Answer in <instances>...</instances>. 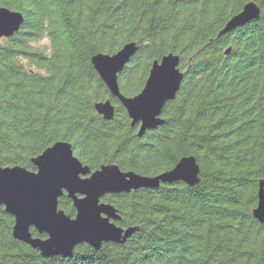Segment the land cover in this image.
Instances as JSON below:
<instances>
[{
  "label": "trees",
  "instance_id": "trees-1",
  "mask_svg": "<svg viewBox=\"0 0 264 264\" xmlns=\"http://www.w3.org/2000/svg\"><path fill=\"white\" fill-rule=\"evenodd\" d=\"M249 1L259 18L218 35ZM0 7L24 17L0 37L3 166L34 170L32 158L64 140L91 170L115 163L155 175L185 155L200 169L193 185L103 196L118 225L139 229L98 250L79 244L70 257H44L14 238V217L0 205V264H264V223L252 214L264 180V0H0ZM128 42L137 49L118 74L124 95L138 93L152 62L170 52L184 74L163 123L140 136L91 62ZM105 99L114 103L110 119L94 107ZM59 207L74 215L66 194Z\"/></svg>",
  "mask_w": 264,
  "mask_h": 264
},
{
  "label": "water",
  "instance_id": "water-1",
  "mask_svg": "<svg viewBox=\"0 0 264 264\" xmlns=\"http://www.w3.org/2000/svg\"><path fill=\"white\" fill-rule=\"evenodd\" d=\"M261 9L253 1L231 16L218 32L225 34L260 16ZM21 12L0 7V37H10L21 26ZM135 42L125 43L113 54L97 53L91 62L112 97L126 109L131 125H138L140 136L162 124V110L175 97L183 80L180 56L172 52L155 59L142 89L132 96L119 88L118 74L136 51ZM230 47L225 50L228 53ZM104 118L114 115L110 99L94 104ZM34 170L24 166H3L0 162V205L14 217L12 235L44 257H70L76 246L86 243L98 250L103 243H124L138 226L123 227L117 209L102 197L111 193H129L139 188H158L161 184L199 181V165L193 155H185L171 168L155 175L122 170L115 163L91 170L74 154L71 143L57 140L32 158ZM66 194L72 201L74 215L59 207V198ZM258 201L253 216L264 223V180L259 182ZM33 227L40 235L34 236Z\"/></svg>",
  "mask_w": 264,
  "mask_h": 264
},
{
  "label": "flooded vegetation",
  "instance_id": "flooded-vegetation-1",
  "mask_svg": "<svg viewBox=\"0 0 264 264\" xmlns=\"http://www.w3.org/2000/svg\"><path fill=\"white\" fill-rule=\"evenodd\" d=\"M116 223H117V221H116ZM31 228H33V227H31ZM31 228H30V229H31ZM38 234H39V233H38ZM34 236H35V235H34ZM39 236H41V237H45V235H40V234H39Z\"/></svg>",
  "mask_w": 264,
  "mask_h": 264
},
{
  "label": "rangeland",
  "instance_id": "rangeland-1",
  "mask_svg": "<svg viewBox=\"0 0 264 264\" xmlns=\"http://www.w3.org/2000/svg\"><path fill=\"white\" fill-rule=\"evenodd\" d=\"M45 42V41H44Z\"/></svg>",
  "mask_w": 264,
  "mask_h": 264
}]
</instances>
